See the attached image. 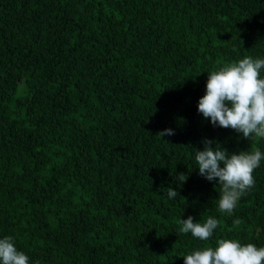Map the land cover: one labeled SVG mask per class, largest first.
<instances>
[{
  "label": "trees",
  "instance_id": "obj_1",
  "mask_svg": "<svg viewBox=\"0 0 264 264\" xmlns=\"http://www.w3.org/2000/svg\"><path fill=\"white\" fill-rule=\"evenodd\" d=\"M245 56L264 58V0H0V238L30 264L264 247V161L231 216L195 168L204 139L264 151L197 111L207 73ZM188 216L221 226L208 242L178 235Z\"/></svg>",
  "mask_w": 264,
  "mask_h": 264
},
{
  "label": "clouds",
  "instance_id": "obj_2",
  "mask_svg": "<svg viewBox=\"0 0 264 264\" xmlns=\"http://www.w3.org/2000/svg\"><path fill=\"white\" fill-rule=\"evenodd\" d=\"M207 74L205 94L198 101L197 111L214 127L231 129L248 141L264 140V58L245 56ZM174 134L173 129H165L156 135L163 138ZM203 144V150L195 149V168L207 181H217V211L231 216L241 198L255 187L254 172L264 161V151L256 147L230 153L214 140L204 139ZM176 179L182 185L188 175L180 173ZM167 196L175 199L180 194L169 187ZM240 223L238 219L234 221L237 227ZM179 224L178 235L190 233L194 239L208 242L221 221L209 216L204 222H194L188 216L181 218ZM179 258L184 264H264V247L221 238L214 247L206 244ZM0 264H30L28 255L16 247L13 236L0 238Z\"/></svg>",
  "mask_w": 264,
  "mask_h": 264
}]
</instances>
